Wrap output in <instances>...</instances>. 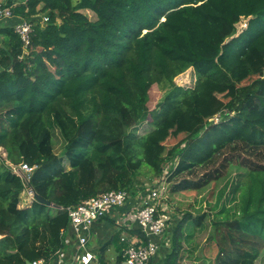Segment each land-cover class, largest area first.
I'll return each instance as SVG.
<instances>
[{
    "label": "trees",
    "instance_id": "1",
    "mask_svg": "<svg viewBox=\"0 0 264 264\" xmlns=\"http://www.w3.org/2000/svg\"><path fill=\"white\" fill-rule=\"evenodd\" d=\"M14 12L35 24L22 59L14 24L0 28V147L37 165L32 184L52 205H22V181L0 160V264H58L70 224L60 207L113 189L135 196L143 164L162 176L169 161L158 152L180 136L167 157L176 159L169 202L171 192L195 199L167 230L159 264H255L264 250V0H29ZM189 69L196 82L179 85ZM153 85L167 91L152 108Z\"/></svg>",
    "mask_w": 264,
    "mask_h": 264
},
{
    "label": "built area",
    "instance_id": "2",
    "mask_svg": "<svg viewBox=\"0 0 264 264\" xmlns=\"http://www.w3.org/2000/svg\"><path fill=\"white\" fill-rule=\"evenodd\" d=\"M28 2L29 0H0V24L10 19H18L14 24V30L23 44V53L19 56L20 59L29 52L35 21L16 14L14 9L20 5H27ZM178 84L183 86L181 83ZM220 118V114H216L212 119L219 122ZM0 160L22 181V205H30L36 201L32 176L37 165L31 166L25 161L13 162L9 159L8 151L3 146L0 147ZM136 195L142 199L140 205L135 209L134 216H136L137 224L148 237V241L143 244L139 240L132 241L124 249V258L128 264H150L159 253L162 243L170 244V238L166 234L173 223L174 209L169 202L170 182L167 168L162 176L145 188L138 190ZM132 197L133 194L129 190L120 188L91 197L78 205L60 207L70 217V224L67 228H70L76 236L77 254L72 263L59 261L58 264H95L96 255L88 248L92 225L105 217L113 208L122 206ZM67 228H63L61 234ZM122 240H128V236L122 237ZM59 256L61 258L63 254H59ZM44 263V259H39L29 264ZM102 264L115 263L105 262Z\"/></svg>",
    "mask_w": 264,
    "mask_h": 264
},
{
    "label": "crops",
    "instance_id": "3",
    "mask_svg": "<svg viewBox=\"0 0 264 264\" xmlns=\"http://www.w3.org/2000/svg\"><path fill=\"white\" fill-rule=\"evenodd\" d=\"M17 21V18L11 19L10 22L5 21L0 24V28L15 24ZM4 40V36H0V45ZM141 199L140 196H133L125 204L113 208L105 217L97 220L92 225L89 234L88 248L96 255L95 264H102L105 262L116 264L120 257L123 260L121 264H125L124 249L127 248L132 241L135 242L140 240L135 234V231L140 227L137 224L134 212L140 205ZM171 206L174 209V206ZM178 218H180V214L173 217V221ZM167 235L168 233L166 236ZM62 236L64 248L60 250L59 254H63V257H58V263L59 261L72 263L77 254L76 236L70 228L65 229ZM125 236H128V240H122V237ZM167 237H169V235ZM159 259L160 254L153 258L151 264H159Z\"/></svg>",
    "mask_w": 264,
    "mask_h": 264
},
{
    "label": "rangeland",
    "instance_id": "4",
    "mask_svg": "<svg viewBox=\"0 0 264 264\" xmlns=\"http://www.w3.org/2000/svg\"><path fill=\"white\" fill-rule=\"evenodd\" d=\"M85 13H87L88 15L92 16V12H88V11H84ZM47 16V15H46ZM10 20H7L6 22H10ZM244 22V21H243ZM176 80L178 83L183 84V86H193L194 83L196 82V77L195 74L193 72L192 69L187 70L185 73L180 74L176 77ZM252 80V78L247 79L244 81V83H248ZM166 89L162 90L160 89V87H158L157 85H153L150 89V101H149V105H151V107L153 108L159 101H161L163 99V96L166 93ZM220 97L224 98V99H228L230 92L226 91L224 93H219ZM206 118V117H205ZM212 119V117L210 118ZM149 129V128H148ZM150 130V129H149ZM60 132L57 130L55 132V143L57 146V150L60 151L61 149V137H60ZM182 138V136H180L178 139H174V138H169L167 139V141L164 143V147L160 148L159 152H158V156L161 158H165L167 159L169 162L166 163V168H167V172H169V169L171 171V168H173V165L175 163L176 159H169L168 157V153L171 151L172 147L174 146V144L180 139ZM176 164V163H175ZM190 176L188 173H184L179 179H183ZM160 176H158L154 170H152L148 164H143L141 172L138 176V180L140 181V187L139 190L141 189V185L147 186L150 185L154 180H156L157 178H159ZM170 182V181H169ZM174 184V182H170V191H171V186ZM199 197V195H198ZM195 199V192L193 191H182L181 193H172L171 192V202L174 206V215L178 216V214L181 215V213H183L185 211V209H189L191 207L188 206V201L189 202H193V200ZM173 215V217H175ZM210 249V248H209ZM208 249V250H209ZM207 250V251H208ZM200 253V252H199ZM208 255L214 256L216 254V251H213V249H211L210 251L206 252ZM195 254H198V251L195 252ZM207 255V256H208ZM255 264H264V250L260 253L259 257L257 258Z\"/></svg>",
    "mask_w": 264,
    "mask_h": 264
},
{
    "label": "water",
    "instance_id": "5",
    "mask_svg": "<svg viewBox=\"0 0 264 264\" xmlns=\"http://www.w3.org/2000/svg\"><path fill=\"white\" fill-rule=\"evenodd\" d=\"M36 198L37 201L40 202H46L48 205H52L51 201L46 200L43 196H41L39 193L36 192ZM30 263V262H29ZM125 264H128L126 261L124 262Z\"/></svg>",
    "mask_w": 264,
    "mask_h": 264
}]
</instances>
